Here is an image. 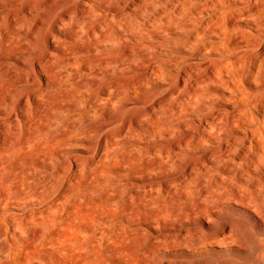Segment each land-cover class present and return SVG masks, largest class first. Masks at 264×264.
I'll list each match as a JSON object with an SVG mask.
<instances>
[{
	"label": "rangeland",
	"instance_id": "obj_1",
	"mask_svg": "<svg viewBox=\"0 0 264 264\" xmlns=\"http://www.w3.org/2000/svg\"><path fill=\"white\" fill-rule=\"evenodd\" d=\"M45 1L0 0V264H264L247 0H69L34 53Z\"/></svg>",
	"mask_w": 264,
	"mask_h": 264
},
{
	"label": "bare ground",
	"instance_id": "obj_2",
	"mask_svg": "<svg viewBox=\"0 0 264 264\" xmlns=\"http://www.w3.org/2000/svg\"><path fill=\"white\" fill-rule=\"evenodd\" d=\"M68 3H69V0H46L45 1L46 8H44L41 11H39V14H37L36 11L34 12V10L31 7H27L26 10L23 11V12L20 11L22 13V16H24L25 18L30 20L31 27L34 30V32H36V34H37L34 37L33 48L31 49L34 53H37V51H38V45H37L38 37L37 36H38V34H40V32L45 27H47V29L48 28L50 29V31L48 32V35H47V43H51V45H52L53 42H54L53 41L54 39H56V38L59 39L58 37H56L55 34H53L51 32V29H55L56 31L57 30L60 31L61 27L58 24L59 23H63L64 19H63V17L62 18H57L52 23L50 22V19L56 13L62 11V8L65 5H67ZM247 3L248 4L245 7H240L238 9L239 13L237 14V16L242 15L244 17L249 18V20L253 22V25H254V28H255L256 32L258 34L259 33L264 34V29L261 27V25H264V0H247ZM75 12L76 11L68 12V10L65 11V12L62 11L63 16L66 17V18L69 17L70 15L74 14ZM76 14H77V12H76ZM64 42H66V41L63 40V43ZM256 48H257V52L264 56V44H257ZM51 55H52L51 53L45 51L44 54H41V55H38L37 57H35L34 65L31 68H28V75L27 76H28L29 80H32V81L35 80V74L37 73L35 67H37L39 69H44L43 67L46 66V64L48 63L47 56L49 57ZM42 74L46 75V73H44V72ZM258 83L260 84L261 89L263 90V96H262V99L260 101L259 107H260V109H261V111H262V113L264 115V78L262 76L259 77V82ZM38 84H40V83H38Z\"/></svg>",
	"mask_w": 264,
	"mask_h": 264
}]
</instances>
